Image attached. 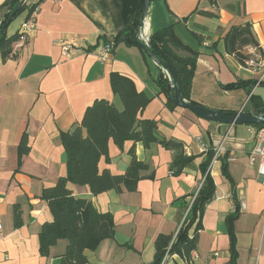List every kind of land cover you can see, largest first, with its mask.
<instances>
[{
	"label": "crops",
	"instance_id": "0c3cea01",
	"mask_svg": "<svg viewBox=\"0 0 264 264\" xmlns=\"http://www.w3.org/2000/svg\"><path fill=\"white\" fill-rule=\"evenodd\" d=\"M5 1L0 0V6ZM137 6L138 0H43L35 29L25 43L12 45L15 57L3 62L0 56V264H58L65 253V240L51 247L48 257L38 253V234L51 221L40 195L66 173L59 133L72 130L95 100L121 107L110 89L111 73L129 78L137 91L152 97L140 118L154 120L158 136L181 143L185 155L196 159L174 176L170 170L174 152L156 144L144 149L133 142L118 149L110 141L108 161L101 158L98 163L100 172L122 175L132 149L148 167L140 173L143 179L134 192L92 196L87 187L68 184L76 197L90 200L98 212L111 213L114 220V239L86 252L88 264H152L156 238L176 234L187 214L185 207L202 185L200 166L206 153L201 145L221 148L206 170L215 193L202 215L196 250L187 261L172 255L165 264L228 263L224 220L234 211L233 195L240 204L234 222L237 264H264V184L256 167L248 163L260 124L230 126L206 121L180 107L169 111L154 83L163 70L150 59L146 62L137 47L120 44L108 61L97 58L100 38L111 39L130 25ZM24 19L22 14L12 21L7 36L18 32ZM245 23L251 25L255 47L264 50V0H152L143 31L149 36L173 25L180 42L198 53L191 101L212 110L257 113L256 108L264 105V83L249 94L223 89L237 80L253 79L225 53L221 41L231 26ZM63 45L76 51L65 58ZM247 51L246 47L242 52ZM251 95L255 99L249 100ZM238 129L248 135L237 136ZM23 133L29 153L17 170V147ZM223 161L232 185L222 175ZM150 175L152 179L147 178ZM16 205L22 222L18 229L13 226Z\"/></svg>",
	"mask_w": 264,
	"mask_h": 264
},
{
	"label": "trees",
	"instance_id": "16d2710c",
	"mask_svg": "<svg viewBox=\"0 0 264 264\" xmlns=\"http://www.w3.org/2000/svg\"><path fill=\"white\" fill-rule=\"evenodd\" d=\"M43 0H6L0 6V30L15 7L22 3L20 10L14 15L12 21L25 14V19L38 8ZM152 0H150L151 2ZM143 0H138L137 10L130 25L120 30L111 39L101 37L103 44L110 40L114 49L123 44L127 47H137L147 62L149 56L145 48L160 62L168 65L170 79L162 71L154 80L159 89V94L165 98V107L174 111L177 106L171 101L174 95V84L178 87L182 99L189 104H199L190 100V89L196 71L198 53L184 45L176 37L173 25L164 27L149 35L148 46L138 39L141 26ZM207 15V14H206ZM11 21V22H12ZM145 21V19H144ZM143 21V22H144ZM10 22V23H11ZM9 23V24H10ZM8 24V26H9ZM0 33V56L3 62L14 58L12 45L17 42L22 34L18 31L7 36L6 30ZM199 40V38L196 37ZM226 54L233 56L239 64L245 59L242 52L248 46H256L251 25L231 26L221 38ZM213 47V46H212ZM109 84L112 94L118 98L121 107L104 99L95 100L88 106L81 120L72 130L59 133V141L65 155V176L59 177L56 183L44 188L40 195L47 206L51 221L45 222L38 234V253L41 257H48L49 250L60 240L67 241L65 253L58 258V264H88L86 252H94L104 240H113L115 235L114 220L111 213L98 212L88 199L76 197L68 188V184L87 187L92 196H98L108 191L119 194L123 191H136L137 184L143 179L140 175L147 170V165L136 159L133 149L130 150L131 161L122 175H112L109 171H99L98 163L101 158L108 161V144L110 141L122 149L125 142L141 143L144 149L156 144L163 149L175 153L170 165L174 176L193 164L196 157L186 156L183 145L173 140H167L157 133V123L154 120L140 118L142 111L152 100L144 92L136 90L132 80L118 73H111ZM259 84L258 86L262 85ZM256 86V81L237 80L235 83L223 86L224 90L242 89L247 94ZM255 97L250 96L249 100ZM257 113H264V105L256 108ZM29 153L26 134L23 133L17 147V170L21 166L24 156ZM206 158L200 166L203 182L188 209V212L176 234L159 235L154 242V256L152 264H164L172 255L188 260L191 253L196 250L198 234L202 230L201 218L206 206L212 200L215 186L207 167L214 158L213 147L209 146ZM223 177L232 185V180L227 170L225 161L221 164ZM152 179L153 176L147 177ZM234 211L225 217L224 223L229 240V261L227 264H237L236 236L234 222L240 213V204L232 196ZM21 212L19 206L13 208V226L21 227ZM193 230L190 234V230Z\"/></svg>",
	"mask_w": 264,
	"mask_h": 264
},
{
	"label": "built area",
	"instance_id": "2783aa9c",
	"mask_svg": "<svg viewBox=\"0 0 264 264\" xmlns=\"http://www.w3.org/2000/svg\"><path fill=\"white\" fill-rule=\"evenodd\" d=\"M36 16L37 9L34 10L26 20L23 21L19 30V32L22 34V37L14 43L16 46L26 42L28 35L35 29ZM138 39L144 44L145 47L148 46L149 36L143 30L139 33ZM112 50L113 42L111 40L106 44L102 43L101 47L96 51L98 60L100 62L108 61L111 57ZM247 50L248 51L244 53L245 59L240 64V68L245 73L252 76V78L256 81V85L258 86L259 84L264 83V50L258 49L255 46H248ZM75 51L76 50L74 48H71L70 46H62V55L65 58H68L70 54L74 53ZM164 72L166 74V77L170 79L169 74L166 71ZM207 149L208 147L201 145V151L206 152ZM213 152V159H216L220 155L221 148H213ZM229 161H233V158L229 159ZM248 163L250 166L256 167L258 177L264 184V121L259 125L258 129L254 133V146L248 154ZM1 230L2 226L0 224V235ZM166 258L167 256L164 257L161 264H164Z\"/></svg>",
	"mask_w": 264,
	"mask_h": 264
},
{
	"label": "water",
	"instance_id": "95a60500",
	"mask_svg": "<svg viewBox=\"0 0 264 264\" xmlns=\"http://www.w3.org/2000/svg\"><path fill=\"white\" fill-rule=\"evenodd\" d=\"M149 3H150V0H143V7H142V13H141V18L139 22V27L142 25L147 15ZM21 6H22V3H19L15 7L13 12L10 14V16L7 18L4 25L2 26L0 33H3V31L6 29L8 24L12 21L14 15L20 10ZM145 51H146V54L149 56L150 60L156 66H158L159 68H161L162 70L170 74V69L168 65L160 62L146 48H145ZM171 101L177 107L187 109L191 111L192 113H194L197 117L204 119L206 121H209V122H213V123L233 126V125H256V124H261L264 121V115L260 116L258 113H254V112H243L241 109L237 112H223V111L208 109L203 106L192 105V104L186 103L182 99L180 92L178 90V87L175 84H174V95L171 98ZM188 209H187V212H188Z\"/></svg>",
	"mask_w": 264,
	"mask_h": 264
},
{
	"label": "rangeland",
	"instance_id": "374dc122",
	"mask_svg": "<svg viewBox=\"0 0 264 264\" xmlns=\"http://www.w3.org/2000/svg\"><path fill=\"white\" fill-rule=\"evenodd\" d=\"M15 20V19H14ZM13 20V21H14ZM12 23V22H11ZM144 29V22L142 23V25H141V30H140V32L142 31ZM25 43V42H24ZM22 44V43H21ZM255 127V126H254ZM243 136V137H246L247 135H248V133L245 131V130H240V129H238V131H237V136ZM194 199V198H193ZM193 201V200H192ZM192 201H191V203H192ZM189 207V206H188ZM187 212V211H186Z\"/></svg>",
	"mask_w": 264,
	"mask_h": 264
}]
</instances>
